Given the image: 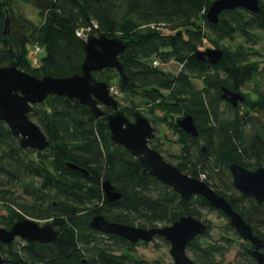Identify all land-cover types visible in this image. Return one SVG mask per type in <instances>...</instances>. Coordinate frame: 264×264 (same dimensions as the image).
<instances>
[{"label": "trees", "instance_id": "trees-1", "mask_svg": "<svg viewBox=\"0 0 264 264\" xmlns=\"http://www.w3.org/2000/svg\"><path fill=\"white\" fill-rule=\"evenodd\" d=\"M213 1L0 0V67L15 61L36 77L71 76L82 72L85 59L78 29L91 27L99 35L123 39L127 46L119 58L130 83L122 91L130 104L119 103L120 108L133 120L143 105L155 130L166 126L171 135L165 139L179 150L164 154L159 137L150 145L185 173L203 176L264 238V201L244 197L234 187L229 168L234 162L252 170L264 166V54L255 47L264 39V0L260 12L225 10L216 24L206 18ZM24 5L36 10L37 20ZM206 43L223 50L215 65L195 56ZM171 61L182 65L177 73L163 69ZM94 76L112 84L120 75L106 68ZM249 81H254L256 100L243 111L222 99L223 87L241 91ZM186 114L194 117L197 136L179 126L178 119ZM29 116L51 146L24 149L0 119V211L6 212L0 215V225L9 229L28 215L51 221L60 236L45 243H5L0 248L7 259L3 264H145L136 247L147 243L96 230L90 221L97 214L142 228L170 225L192 214L208 223V231L188 245L196 264H224L236 245L241 247L238 264H257L246 248L249 243L241 242L229 221L218 239L212 237L214 227L205 211L227 216L203 196L184 201L155 177H143L139 159L112 140L105 116L56 94L34 104ZM67 161L90 174L68 167ZM105 180L122 193L120 198L107 199Z\"/></svg>", "mask_w": 264, "mask_h": 264}, {"label": "water", "instance_id": "water-1", "mask_svg": "<svg viewBox=\"0 0 264 264\" xmlns=\"http://www.w3.org/2000/svg\"><path fill=\"white\" fill-rule=\"evenodd\" d=\"M235 8L258 13L261 10L260 0H214L206 13V18L216 24L223 11ZM4 32L7 35L10 33V16L6 18ZM126 46L127 42L119 37H109L105 34L90 35L83 41L85 59L82 72L66 77L52 75L36 77L21 69L15 61L10 65L1 66L0 119L5 121L13 135L19 138L21 147L43 150L51 146V141L38 123L29 116L34 104L43 102L48 95L56 94L88 106L95 116H105L112 140L139 159L143 177L148 175L155 177L176 191L184 201H189L195 195L203 196L211 206L227 215L231 226L243 240L251 243L248 251L257 264H264V238L254 233L252 224L247 222L232 203L207 181L185 173L153 148L150 140L155 137V127L151 120L140 111L135 112L133 120L128 118L120 108L119 99L113 94L111 84L95 78V71L111 68L120 75L121 90L129 85L130 77L119 58ZM223 55L220 48H207L195 53L198 60L208 61L212 65L217 64ZM221 97L233 106L246 99L244 94L228 87L222 88ZM103 107H110L113 112L106 114ZM178 124L192 136L199 134L191 114L180 117ZM66 165L85 175L90 174L88 169L73 162L67 161ZM229 168L234 187L244 197L254 198L258 202L264 201V166L252 170L234 162ZM103 190L110 202L122 195L110 180L104 181ZM90 225L104 234L116 235L132 243L141 241L149 243L159 235L169 242L174 264H196L188 253L187 246L208 231V224L192 214L183 215L170 225L153 228L114 222L104 215L97 214L91 219ZM59 236L60 231L51 221L40 225L26 217L16 221L9 229L0 226V248L17 238L27 242L45 243L54 241ZM6 261L7 259L0 253V264Z\"/></svg>", "mask_w": 264, "mask_h": 264}, {"label": "rangeland", "instance_id": "rangeland-1", "mask_svg": "<svg viewBox=\"0 0 264 264\" xmlns=\"http://www.w3.org/2000/svg\"><path fill=\"white\" fill-rule=\"evenodd\" d=\"M24 8H25L27 14L33 20H37V12L33 7H31L29 5H24ZM87 33H90L89 35H99L98 32H96V31L93 32L92 30H88ZM263 36H264V34H263ZM255 47L262 54H264V39L260 44L256 45ZM207 48H215V47L206 43V45L201 47L200 50H206ZM181 66L182 65L177 63L176 61H171L170 63L162 65V67L165 71L173 72V73H177L180 70ZM263 66H264V63H262V67ZM119 81H120V76H118L115 79V81L111 84L112 89H113V91H115V95H117V97L119 99V103H121L122 105H129L130 102L128 100L124 99V98L128 97V93H125L120 89ZM197 82L199 85L201 84L200 80ZM253 89H254V81H249L246 84L245 88L243 89V92H246L245 94L248 98L246 100V102L243 104L244 107L248 106V103H251V102L256 100V95L253 93ZM142 107H144V106L142 105ZM142 107H140L139 110L143 114L148 113V112H144L143 110L145 108L142 109ZM243 108L241 109V111H243L245 109V108L244 109ZM157 127H158L157 128L158 131H155V137L153 139L155 140L158 137L160 138V144H161V148L164 151V154H167L168 152L176 153L179 150V146L177 144H171L164 137L165 134L171 135L170 130L166 126H162V125H158ZM201 178H203V176H201ZM205 212L207 214V219L211 220V223L214 227L211 235L214 239H218L219 238V235H218L219 232L225 228V226L229 220L226 217L221 216L218 212H208V211H205ZM5 214H6L5 210L0 211V215H5ZM26 217L33 219L34 221H36L40 225H44L48 222L47 220L36 219V218H33L31 216H28V215H26ZM241 242L245 243V241L242 239H241ZM240 249H241V247L239 245H236L231 250V252L226 256L224 264H238V261H239L238 253H239ZM136 252L145 261V264H174L173 257L170 254V246L165 245V243L160 238H156L155 240H153L152 242H149L147 244L141 243L140 245H138L136 247ZM190 255L192 256L191 253H190Z\"/></svg>", "mask_w": 264, "mask_h": 264}, {"label": "flooded vegetation", "instance_id": "flooded-vegetation-1", "mask_svg": "<svg viewBox=\"0 0 264 264\" xmlns=\"http://www.w3.org/2000/svg\"><path fill=\"white\" fill-rule=\"evenodd\" d=\"M248 83V82H247ZM246 83V84H247ZM246 84L242 87V90L241 91H238V92H241L242 94H244V96L246 97V99H245V101H243V102H239V104L237 105V106H233L232 104H230L229 102H227V101H225V102H227V103H229L230 105H232L233 107H239L240 109H242L243 107H244V103L246 102V100L248 99L247 98V96H246V92H243V89L245 88V86H246ZM153 124V123H152ZM156 131V130H155ZM203 179V178H202ZM116 189V188H115ZM215 189V188H214ZM242 194V193H241ZM195 196H197V195H195ZM224 196V195H223ZM194 197V196H193ZM192 197V198H193ZM191 198V199H192ZM228 199V198H227ZM220 210V209H219ZM223 212V211H222ZM224 213V212H223ZM225 214V213H224ZM184 215H186V214H184ZM226 215V214H225ZM227 216V215H226ZM228 218V217H227ZM201 220V219H200ZM204 221V220H203ZM230 222V221H229ZM207 223V222H206ZM208 224V223H207ZM159 227H163V226H159ZM104 234V233H103ZM105 235H110V234H105ZM239 235V234H238ZM158 237H161V236H159V235H156L155 236V238H154V240L156 239V238H158ZM163 238V237H162ZM242 238V237H241ZM17 239H20V238H17ZM164 239V238H163ZM20 240H23V239H20ZM243 240V239H242ZM23 241H25V240H23ZM167 241V240H166ZM245 241V240H244ZM27 242V241H26ZM142 242V241H141ZM168 242V241H167ZM245 242H248L249 243V245H247L246 246V248H247V250L249 249V247H251L252 245H251V243L249 242V241H245ZM145 243H147V242H145ZM169 243V242H168ZM189 245V244H188ZM169 246H170V244H169ZM187 251H188V246H187ZM188 253L190 254V252L188 251ZM248 253H249V251H248ZM250 254V253H249ZM251 255V254H250ZM252 256V255H251ZM256 261V260H255ZM257 263V262H256Z\"/></svg>", "mask_w": 264, "mask_h": 264}, {"label": "built area", "instance_id": "built-area-1", "mask_svg": "<svg viewBox=\"0 0 264 264\" xmlns=\"http://www.w3.org/2000/svg\"><path fill=\"white\" fill-rule=\"evenodd\" d=\"M88 30H92V28L89 27V28H87V29H78V30L76 31V34H77L78 37H81V38H83L84 40H87L88 37L90 36V35H89L90 33H87ZM37 49H39V47H38ZM154 65H158V62L155 61V62H154ZM111 90H112L113 94L115 95V91H113L112 87H111Z\"/></svg>", "mask_w": 264, "mask_h": 264}]
</instances>
